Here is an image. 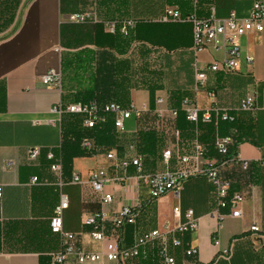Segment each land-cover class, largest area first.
<instances>
[{"label":"crops","instance_id":"obj_1","mask_svg":"<svg viewBox=\"0 0 264 264\" xmlns=\"http://www.w3.org/2000/svg\"><path fill=\"white\" fill-rule=\"evenodd\" d=\"M169 6H178L184 15L195 13L200 18H225L231 12L243 18L249 13L252 0H187L185 5L174 0H23L14 22L0 31V264H52L51 255L59 251L61 241L51 233L50 219L62 194L69 199L64 229L79 235L86 252H101L105 245L93 240L91 228L84 224L86 216L99 211L107 213L106 232L114 237L111 218L124 205H139L136 225L126 226L123 231V246H131L143 233L173 229L185 220L186 210L193 209L199 227L183 239L185 248H198L199 264H264V167L259 163L264 159V31L250 32L240 39L242 56L236 72L206 71V87L196 91L193 25L161 22ZM88 10L98 13L99 23L77 24L69 20L70 15ZM129 19L140 23L130 38L109 32L106 22ZM248 57H253L254 62L249 63ZM222 58V51L211 48L198 57L199 69L204 71L211 62ZM112 66L117 67L114 75L108 71ZM50 70L60 73V86L43 84L42 78ZM109 77L113 80L107 81ZM99 80L100 85L102 81L110 86L111 94L97 100L116 101L123 107L134 102L154 108L156 99L162 97L167 107L175 108L174 95L179 94L181 110L184 99H193L200 110L216 106L236 116V126L226 135L219 130L220 119L198 127V139L206 153L210 145L214 147L217 136L232 135L234 144L238 138L244 139L237 146L234 160L221 166V176L231 182V192L244 196L242 217L232 218L229 210L221 211L226 217L218 246L213 239L219 224L214 188L204 174L188 179L179 195L171 192L152 201L145 186L138 189L134 167L125 174L115 169L116 161L107 159L102 152L75 158L69 176L64 166L62 176L50 169L47 154L51 150L63 165L62 132L69 131L71 120V115L61 119L54 111L55 105L82 101L78 95L96 93ZM253 91L259 109L254 114L237 112L240 100ZM177 121L178 118L175 124L181 134L179 140L148 131L164 138V146L156 155L144 154L148 171H174L180 166L178 155L192 153L196 128L193 126L191 139L184 138ZM80 125L85 129L82 119ZM126 127L123 134L114 132L113 146H102L91 138L98 147L114 150L119 158H132L140 153V133L137 136L134 119L127 121ZM208 127L213 128V134H208ZM71 139L77 141L75 135ZM36 146L42 148V154L32 163L27 153ZM166 148L173 150L169 165L162 158ZM206 160L218 162L212 154L206 155ZM206 160L200 159L199 167ZM243 162L249 163L248 170H243ZM98 169L106 170L110 177L124 178L106 186V191L114 195L110 206L101 203L88 181L89 174ZM73 174L80 175L83 183H71ZM34 177L38 178L36 184L32 183ZM61 179L63 186L59 185ZM177 206L182 208L181 218L174 216ZM252 226L259 231H252ZM168 237L179 234L170 233ZM231 246L230 260L218 259L219 253ZM171 253L177 264L189 263L183 248H172ZM85 264L117 263L103 259ZM131 264L141 263L135 260Z\"/></svg>","mask_w":264,"mask_h":264},{"label":"built area","instance_id":"obj_2","mask_svg":"<svg viewBox=\"0 0 264 264\" xmlns=\"http://www.w3.org/2000/svg\"><path fill=\"white\" fill-rule=\"evenodd\" d=\"M69 20L77 24H97L100 22L98 13L95 10H88L75 13L69 16ZM161 22H189L193 25V52L195 56L194 67L196 70L195 90L205 88L207 84V72L232 74L239 68L242 49L240 39L250 32L262 33L264 31V0H252L251 9L246 17H239L236 12H231L228 17L200 18L195 13L184 15L178 6H169L165 9ZM137 20H125L123 22H106L107 28L111 34L119 31L123 36L128 37L135 28ZM214 48L223 52V58L211 62L205 70H200L198 66V57ZM60 51V49H57ZM249 63L254 62L253 57H248ZM42 82L46 86H60L61 75L55 70L47 72ZM211 97H215L214 92H210ZM182 111L185 113L186 120L196 128V138L193 141V151L190 154H179V168L170 171H148L147 158L142 153H137L132 158H119L114 150H107L96 145L94 139L85 137L82 142V148L89 154L95 155L104 153L109 160L116 161L115 169L122 170L125 174L131 167L136 169L134 179H136L138 189L145 186L149 192L150 199L156 201L168 193L177 195L183 190L188 179L196 174H204L214 188L216 202L215 214L219 219L217 230L213 234L214 244L218 246L219 233L223 228L225 214L222 210H229V216L232 218H241V205L244 196L239 192H231V182L221 176V166L217 160H206L205 146L198 139V127L201 123L209 124L214 119L234 122L236 116L228 111L213 106L207 110H200L193 99H184L181 103ZM264 108V105H263ZM256 92L247 93L239 102L237 112L254 114L258 110ZM54 111L62 119L65 115H74L82 117V125L87 130L95 129L108 122L113 117L115 131L118 134L126 132V122L134 119L138 124L137 136L141 132L155 131L163 133L166 136H172L176 140L180 139V131L176 127V119L179 116V109L167 107L165 99L158 97L155 101V107L148 104L130 103L128 107H123L116 101L90 100L88 102L77 101L69 104L58 102ZM234 144L232 135L217 136L214 141V147L218 154L226 155L230 147ZM135 147H132L134 149ZM42 154V148L39 146L28 149L27 157L32 163L36 162ZM173 156V150L166 148L162 153L163 162L169 165ZM47 159L51 162L50 169L62 176V160L57 158L54 151H49ZM205 159L206 162L199 167L198 161ZM196 162V164H194ZM264 167V159L259 162ZM243 170L249 169V163H242ZM124 178L110 177L108 172L98 169L89 174L88 181L95 193L100 196L101 203L110 206L114 201L112 192L106 191L108 184L114 183ZM73 184H82L83 178L78 174H73L70 180ZM33 184L38 183V178L34 177ZM65 183L61 179L60 186ZM2 189L0 188V196ZM69 208V199L66 195H61L59 204L54 209V214L50 219V230L52 234L60 237V249L53 253L52 264H72L96 263L103 259L116 262L117 264H131L135 260H147L151 251L157 252L158 264H177L175 255L171 249H184V256L189 260L188 264H199L196 260L199 253L198 248L189 246L185 248L183 237L195 232L199 227V220L193 209H187L185 220L177 223L173 229L169 227L164 231L159 229L139 235L134 244L123 246V231L126 226H134L139 216V205H124L120 212L111 218L116 235L111 237L106 232L107 213L99 211L85 217L84 224L91 228V236L96 242L104 243V249L101 252H86L80 245L79 235L67 232L64 229V215ZM176 218L183 216L182 208L177 206L173 210ZM252 231H259L257 226L251 227ZM170 233L179 234V237L169 239ZM232 256V246L219 253L218 259L230 260Z\"/></svg>","mask_w":264,"mask_h":264},{"label":"trees","instance_id":"obj_3","mask_svg":"<svg viewBox=\"0 0 264 264\" xmlns=\"http://www.w3.org/2000/svg\"><path fill=\"white\" fill-rule=\"evenodd\" d=\"M23 0H0V31H3L7 29L15 20L18 9L20 7V4ZM187 0H174V2H179L180 4H186ZM139 21L137 22L135 28L131 31L130 35L128 37L123 36L119 31L116 32V34H112L116 37L125 38L128 39L131 37L132 33L136 31V29L139 26ZM118 64V62H117ZM100 71V66H99ZM109 72L111 71L114 75L117 73V67L116 69H113V66L111 67ZM115 71V72H114ZM106 73L107 68H106ZM112 76V75H111ZM107 81L113 80V77L106 78ZM105 79V80H106ZM111 88L110 86H107V84L100 85L99 80V88L96 93H86V94H79L78 96L82 101H87L90 98L100 99L104 96H108L111 94ZM77 96V97H78ZM179 94L174 95V107L179 109L180 113L178 116L177 126L181 130L182 136L187 139H191L192 137V130L193 125L186 120L185 113L180 109V102L181 100L178 99ZM85 99V100H84ZM79 101V100H78ZM70 125H69V131L66 132L63 129L62 132V142H61V152L63 156V166L64 170L69 176L73 169V161L75 158H81V157H88L91 156V154L85 152V150L81 149L80 147V140H82L83 137H94L98 144L102 146H113L116 142L115 138V127H114V121L113 119H109L106 124H104L101 127H96L92 130H85L81 127V119L80 116H74L71 115ZM236 126V121L234 122H227V121H221L219 124V130L221 134L226 135L230 128ZM208 134H213V128L208 127L207 130ZM75 135L77 137V141H72L71 136ZM139 152L142 154H150V155H156L157 151L162 150L164 146V138L154 132H142L140 133L139 137ZM237 142L230 147L229 152L226 155H219L216 153V150L214 149L213 145L209 146V150L207 151L206 155L216 157L218 159V165L222 166L223 164L233 161L237 152V146L244 141L243 138H238L236 140ZM255 170V167H254ZM1 229V224H0ZM51 231V230H50ZM52 233V232H51ZM155 251H151L150 257L147 260H139L141 264H158L157 256L154 253ZM217 264H228L226 262H218Z\"/></svg>","mask_w":264,"mask_h":264},{"label":"rangeland","instance_id":"obj_4","mask_svg":"<svg viewBox=\"0 0 264 264\" xmlns=\"http://www.w3.org/2000/svg\"><path fill=\"white\" fill-rule=\"evenodd\" d=\"M176 73H177V72H176ZM171 74L175 75L174 73H171Z\"/></svg>","mask_w":264,"mask_h":264}]
</instances>
